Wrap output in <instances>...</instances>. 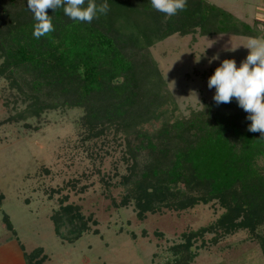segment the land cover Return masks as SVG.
<instances>
[{"label": "trees", "instance_id": "obj_1", "mask_svg": "<svg viewBox=\"0 0 264 264\" xmlns=\"http://www.w3.org/2000/svg\"><path fill=\"white\" fill-rule=\"evenodd\" d=\"M106 2L107 14L91 23L71 20L62 8L46 10L54 31L36 39L27 0H0V78L27 104L18 117L5 121L39 118L61 107L83 109L84 141L106 143L111 134L110 140L123 141L126 173L114 175L124 193L119 200L110 197L117 209L133 205L141 221L149 214L216 202L223 209L220 216L184 233L166 264L193 263L196 244L200 240L205 247L207 234L216 245L248 231L264 254V139L247 130L248 113L235 99L219 105L213 100L188 117L178 116V105L151 53L154 45L176 34L264 38L263 31L208 0H187L186 9L171 17L153 9L150 0ZM154 122L159 126L145 128ZM101 181L112 186L105 175ZM4 198L0 190V207ZM67 198L60 200L52 220L56 234L74 243L97 221L85 217L79 205H64ZM63 226L71 237L62 234ZM46 259L40 257L39 264Z\"/></svg>", "mask_w": 264, "mask_h": 264}, {"label": "rangeland", "instance_id": "obj_2", "mask_svg": "<svg viewBox=\"0 0 264 264\" xmlns=\"http://www.w3.org/2000/svg\"><path fill=\"white\" fill-rule=\"evenodd\" d=\"M208 1L240 21L257 25L264 35V0ZM248 38L176 34L151 48L178 105V116L188 117L214 100L215 89L208 88V79L224 59H235L239 67L249 54L243 47ZM217 54L219 60H213ZM26 105L17 89L0 78V190L5 196L0 236L16 235L30 264H39L44 255L43 264H166L173 260L172 248L183 242L184 233L213 223L223 212L214 202L181 212L149 214L141 221L133 205L115 208L110 196L119 200L124 193L118 185L119 176L126 173L123 141L110 140L112 134L106 143L84 141L81 108L47 110L39 118L23 114L25 118L18 122H6L23 113ZM159 124L145 128L152 130ZM103 175L112 184L109 188L101 181ZM83 186L87 189L81 192ZM65 196L64 205H79L85 217L92 215L97 221V225L90 222V230L74 243L56 234L52 220ZM68 230V226L61 228L64 236L71 237ZM211 237L205 236V247L197 242L193 264H264L263 251L248 231L227 236L216 245L210 243ZM38 249L43 250L41 255L34 254Z\"/></svg>", "mask_w": 264, "mask_h": 264}, {"label": "clouds", "instance_id": "obj_3", "mask_svg": "<svg viewBox=\"0 0 264 264\" xmlns=\"http://www.w3.org/2000/svg\"><path fill=\"white\" fill-rule=\"evenodd\" d=\"M150 3L153 9L171 17L186 9L187 0H150ZM84 5L85 0H27V8L36 21L33 36L39 39L54 31L51 16L47 15L48 9L55 12L62 8L71 20L87 23L109 11L106 0L99 5L95 0H88L87 7ZM243 47L249 50V54L239 67L235 59H224L208 79L207 86L215 89L213 99L217 105L231 103L235 99L238 106L248 113L247 119L251 123L247 130L259 132L264 139V39L249 37ZM213 60H219V55Z\"/></svg>", "mask_w": 264, "mask_h": 264}, {"label": "crops", "instance_id": "obj_4", "mask_svg": "<svg viewBox=\"0 0 264 264\" xmlns=\"http://www.w3.org/2000/svg\"><path fill=\"white\" fill-rule=\"evenodd\" d=\"M0 264H30L16 235L0 236Z\"/></svg>", "mask_w": 264, "mask_h": 264}]
</instances>
